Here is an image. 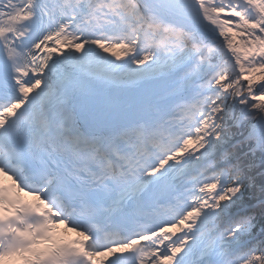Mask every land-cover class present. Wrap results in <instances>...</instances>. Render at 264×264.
<instances>
[{"label": "snow or ice", "instance_id": "obj_1", "mask_svg": "<svg viewBox=\"0 0 264 264\" xmlns=\"http://www.w3.org/2000/svg\"><path fill=\"white\" fill-rule=\"evenodd\" d=\"M0 264H264V0H0Z\"/></svg>", "mask_w": 264, "mask_h": 264}]
</instances>
